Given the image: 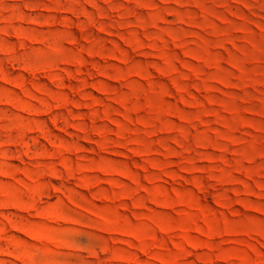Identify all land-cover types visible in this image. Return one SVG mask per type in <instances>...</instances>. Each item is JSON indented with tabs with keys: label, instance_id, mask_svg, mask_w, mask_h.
Wrapping results in <instances>:
<instances>
[{
	"label": "rangeland",
	"instance_id": "374dc122",
	"mask_svg": "<svg viewBox=\"0 0 264 264\" xmlns=\"http://www.w3.org/2000/svg\"><path fill=\"white\" fill-rule=\"evenodd\" d=\"M0 264H264V0H0Z\"/></svg>",
	"mask_w": 264,
	"mask_h": 264
}]
</instances>
